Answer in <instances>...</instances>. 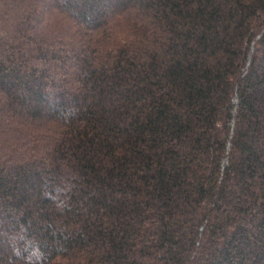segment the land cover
I'll list each match as a JSON object with an SVG mask.
<instances>
[{
    "label": "trees",
    "instance_id": "16d2710c",
    "mask_svg": "<svg viewBox=\"0 0 264 264\" xmlns=\"http://www.w3.org/2000/svg\"><path fill=\"white\" fill-rule=\"evenodd\" d=\"M0 264H264V0H0Z\"/></svg>",
    "mask_w": 264,
    "mask_h": 264
}]
</instances>
